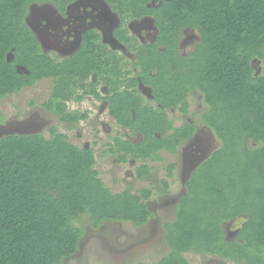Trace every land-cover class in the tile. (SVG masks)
<instances>
[{
	"label": "trees",
	"instance_id": "trees-1",
	"mask_svg": "<svg viewBox=\"0 0 264 264\" xmlns=\"http://www.w3.org/2000/svg\"><path fill=\"white\" fill-rule=\"evenodd\" d=\"M34 1L50 0H0V99L52 78L43 105L72 126L87 118L67 106L82 98L81 89L107 101L118 126L141 135L138 142L115 137L109 151L121 161H147L162 150L175 153L193 136V122L175 127L167 111L187 113L190 94L199 91L202 121L220 141L192 170L175 218L165 224L168 251L156 263L134 264H194L187 254L264 264V0H106L122 17L154 18L152 42L137 43L127 28L115 32L136 53L133 76L94 29L62 61L44 52L25 18ZM52 1L63 11L71 0ZM186 29L200 39L184 55ZM49 132L0 137V264H63L79 248L82 216L93 226L115 220L141 226L150 218L151 189L112 192L95 169L93 148L55 127ZM150 170L144 163L136 174L146 178ZM240 218L237 239L226 240L224 224Z\"/></svg>",
	"mask_w": 264,
	"mask_h": 264
},
{
	"label": "rangeland",
	"instance_id": "rangeland-1",
	"mask_svg": "<svg viewBox=\"0 0 264 264\" xmlns=\"http://www.w3.org/2000/svg\"><path fill=\"white\" fill-rule=\"evenodd\" d=\"M38 10L33 7L34 13ZM121 17V28H127L129 35L137 43L152 42L156 38L158 30L153 17H145L142 20ZM33 21L32 25L37 29L40 25L39 20ZM70 23L76 26L77 22L72 21L68 24ZM131 26L135 27V30H130ZM96 28L99 40L103 41L110 51L120 56L122 62L128 64V68L132 70L131 76L135 75L134 64L137 60L135 51L126 43L122 45L112 42L110 30L98 26ZM46 33L44 43L48 44L51 43L48 39L50 36ZM105 35L108 38H105ZM199 39L196 30H184L180 41L181 54L190 53ZM53 55L56 58L61 56L55 50ZM253 64L259 71V62L256 60ZM52 88L53 79L47 78L2 97L0 137L13 133H42L49 136L50 128L55 127L65 133L72 143L80 147L93 148L95 169L112 192L118 193L130 189L133 193H139L141 189L152 190V195L147 201L151 215L144 225L136 226L130 221L115 220L93 226L87 216L80 217L77 223L82 227L83 233L79 248L76 254L67 258L63 264L156 263L168 251L165 224L175 218L178 200L186 191L185 182L192 170L220 146V141L212 129L202 121L201 115L206 109L202 94L199 91L190 94L187 113L171 109L167 111L175 127L185 122H193L196 125L193 136L183 142L175 153L162 150L159 152V159L141 161L129 157L126 161H121L117 153L109 151L114 138L121 137L138 142L141 140V135H135L130 130L118 126L110 114L108 102L91 94H83L81 89H77L76 94L81 95L82 98L67 101V106L69 111L85 112L87 118L72 126L61 121L58 115L48 111L43 105L49 99ZM98 88L102 95L107 94L105 86L100 85ZM139 88L146 101L155 105L150 89L143 85ZM144 163H147L151 170L146 178L141 179L138 178L136 170ZM170 164H174L171 175L168 173ZM165 180L168 183L166 191L162 184ZM244 221V218H240L226 222L225 239L229 241L237 239V232ZM187 257L194 264H238L213 256L187 254Z\"/></svg>",
	"mask_w": 264,
	"mask_h": 264
},
{
	"label": "flooded vegetation",
	"instance_id": "flooded-vegetation-1",
	"mask_svg": "<svg viewBox=\"0 0 264 264\" xmlns=\"http://www.w3.org/2000/svg\"><path fill=\"white\" fill-rule=\"evenodd\" d=\"M107 4L109 3L106 0H71L62 11L52 0L46 2L34 1L29 5L28 13L25 17L26 23L30 27L31 32L40 41L43 51L52 55L57 61H62L74 54L82 46L83 35L86 31L94 29L98 32L96 26L110 30V36L113 39L111 40L112 42L115 41V44L125 45L126 42H121L115 36V32L122 27L121 16L113 10L111 4L106 6ZM33 7L39 10L34 13ZM143 18L132 19L142 20ZM34 19H38L40 23L37 29L32 25ZM72 21L77 22L76 26H72L71 23L68 24ZM129 29L135 30V27ZM45 33L50 36L48 39L51 43H44L46 42ZM148 35H150V32ZM106 37L108 38L107 35H105ZM54 50L61 56L56 58L53 55Z\"/></svg>",
	"mask_w": 264,
	"mask_h": 264
}]
</instances>
